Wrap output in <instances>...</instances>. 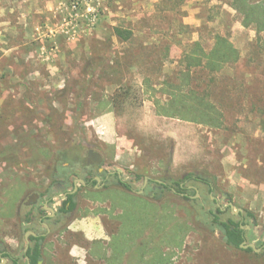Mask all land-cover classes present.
<instances>
[{
	"label": "rangeland",
	"instance_id": "obj_1",
	"mask_svg": "<svg viewBox=\"0 0 264 264\" xmlns=\"http://www.w3.org/2000/svg\"><path fill=\"white\" fill-rule=\"evenodd\" d=\"M217 33L241 57L211 74L188 55ZM180 88L215 102L224 125L159 114ZM89 150L104 157L102 182L116 185L118 167L140 204L109 212L94 181L72 193L94 176ZM67 193L47 232L40 208L62 212ZM212 213L264 245V31L230 0H0V241L21 264L30 228L44 235L40 264H264V247L226 244Z\"/></svg>",
	"mask_w": 264,
	"mask_h": 264
},
{
	"label": "trees",
	"instance_id": "obj_2",
	"mask_svg": "<svg viewBox=\"0 0 264 264\" xmlns=\"http://www.w3.org/2000/svg\"><path fill=\"white\" fill-rule=\"evenodd\" d=\"M230 4L243 16V24L245 26H254L258 32L264 31L263 0H230ZM114 31L117 37L123 41H128L133 36L132 30L120 26L115 27ZM240 57V50L235 46L233 41L228 36L217 33L214 37L213 46L209 51L203 48L200 41L195 42L191 53L188 55V60L191 64L195 66H204L211 74H215L220 72L224 67L238 62ZM156 104L158 113L164 116L205 123L212 127H222L225 123L224 113L219 106L209 97L200 95V93L195 90L185 92L182 88L175 89L172 91L171 97L166 103L157 101ZM62 168L67 169L64 165H62ZM126 172L130 176H135L131 169H126ZM62 174L66 175L67 171L64 170ZM116 175L119 177L120 172H117ZM136 179L140 180L142 176L137 175ZM186 179L202 181L209 186L211 191L213 190L210 179L203 175L188 174ZM155 183L159 184L157 182ZM119 184L128 191L134 190L133 186L123 178H119ZM160 185L163 187L167 186L163 184ZM108 197H110V193L103 192L102 194L99 191H95L93 196V198L101 201L107 200ZM111 198L113 201L111 202L113 209L115 210L117 207H121L125 213L129 210L127 207L128 202L132 204L141 203V199H137L130 194H128V197L122 196L119 200H116L114 195H112ZM68 212L69 208L65 205L61 214ZM218 212H222V209L218 208ZM212 214H214V222L218 226L222 239L226 244L232 247L242 248L241 245L246 238L244 224L234 221L233 219L222 220L219 214ZM121 217L122 216H120V220L122 219ZM43 238L44 237H31L32 240L36 241L34 246L30 248L31 264H40L42 260ZM117 249L118 247L115 245V254H123L122 252L119 253ZM249 249L253 250L252 248Z\"/></svg>",
	"mask_w": 264,
	"mask_h": 264
},
{
	"label": "flooded vegetation",
	"instance_id": "obj_3",
	"mask_svg": "<svg viewBox=\"0 0 264 264\" xmlns=\"http://www.w3.org/2000/svg\"><path fill=\"white\" fill-rule=\"evenodd\" d=\"M90 151V150H89ZM89 151H88V155H89ZM88 158H89V156H88ZM89 160H90V158H89ZM91 161V160H90ZM92 162V161H91ZM93 163V167H94V172H93V174H94V176H93V178H91L92 176H91V174H88L89 176H91L90 178H89V180L90 181H88L87 179H85V178H83V179H85V181H86V184L85 185H83V184H81V186H85V187H89L88 185H90V182H92V181H94V182H96V184L94 185V186H97V183H101V186L103 187L104 185V187H106L107 186V184H106V182H102V175L106 172L105 171V168H104V164L102 163L101 165H100V167H103V171H98V169L96 168V164L94 163V162H92ZM110 172V171H109ZM118 171H115L113 174H116ZM112 174V175H113ZM97 176H101V181L99 182L97 179H96V177ZM122 178V176H121V173H120V175H119V177H118V179L119 178ZM78 179V178H77ZM124 179V178H123ZM126 180V179H125ZM76 181V180H75ZM157 183H159V184H163V185H166L165 183H162L161 181H156ZM78 184H79V182H78ZM104 184V185H103ZM75 187H76V182H75ZM75 187H74V190L72 191V193H75L78 189H79V185H78V189L75 191ZM97 189V188H96ZM34 193H38V192H34ZM33 193H31L30 195H28V198H27V200L26 201H28L29 199H30V196L32 195ZM67 196H68V193H67V195L65 196V195H63V196H59L60 198H61V200H62V203H61V207H62V209H64V201H65V199L67 198ZM41 198V194L39 193V198L37 199V201L34 203V204H36L38 201H39V199ZM26 201L24 202V203H26ZM49 203H50V200L49 199H47L45 202H44V204L42 205V207L40 208L41 209V211H43L44 212V216H41L40 217V219H39V221H40V223H42V224H44L45 226H46V228H47V232H50L51 231V229L49 228V224L48 223H45V221L43 220V218H48L49 220H51V222L53 221H55V223H57L58 222V219L60 218V214H61V212H59L58 210H56L52 205H49ZM26 205V204H25ZM31 205H33V204H31ZM31 205H27V206H31ZM67 207H68V205H66ZM51 208H54L55 210L53 211V210H51ZM31 232V233H30ZM28 233H30L29 234V237L27 238V234ZM26 236H25V240H26V243H28L27 241L29 240V244H27V246H26V249H25V251L26 252H28V256H26V260H27V264H31V259H30V256H29V253L31 252L30 251V248L32 247V242H31V237H44V235H40L38 232H36L35 230H33V229H28V231L26 232V234H25ZM244 242H247V239L245 238V241ZM243 242V243H244ZM248 243V242H247ZM263 247H264V245L262 246V247H260L259 249L260 250H263ZM249 248H251V247H249ZM253 249V248H252ZM254 250V249H253ZM30 251V252H29ZM41 262V261H40ZM0 264H21V262L17 259V257H15L11 252H10V250H8V248H7V245H6V243L5 242H1L0 241Z\"/></svg>",
	"mask_w": 264,
	"mask_h": 264
},
{
	"label": "water",
	"instance_id": "obj_4",
	"mask_svg": "<svg viewBox=\"0 0 264 264\" xmlns=\"http://www.w3.org/2000/svg\"><path fill=\"white\" fill-rule=\"evenodd\" d=\"M89 158L92 162H94L96 164V168L98 169V171H103V167H100V165L103 163L104 161V157L103 155L100 153V152H97V151H94V150H90L89 151ZM96 179L100 182L101 181V176H97ZM76 187H75V191L78 189V182H80L81 184L85 185L86 184V181L85 179L83 178H78L76 179ZM148 182V179L145 180V184H147ZM66 196V195H65ZM39 198V193H33L31 196H30V199L28 201H26V205H31V204H34L37 199ZM231 206L233 207V205L231 204ZM51 210H55L54 208H51ZM31 233V232H30ZM27 234V238L29 237V234ZM28 244H29V240L27 241ZM242 248H253L255 251H260V249L254 244V243H247V242H244L242 243L241 245Z\"/></svg>",
	"mask_w": 264,
	"mask_h": 264
},
{
	"label": "crops",
	"instance_id": "obj_5",
	"mask_svg": "<svg viewBox=\"0 0 264 264\" xmlns=\"http://www.w3.org/2000/svg\"><path fill=\"white\" fill-rule=\"evenodd\" d=\"M115 153H116V151H115ZM114 153V154H115ZM125 153V149L122 147V146H119V148L117 149V154H118V159H121V160H124V156H123V154ZM121 167V166H120ZM128 169H132V167L130 166V165H128V167H127ZM115 171H118V172H120L121 173V171H120V169L117 167L116 169H112L110 172H109V174H113ZM121 178V177H120ZM116 183V185H108V186H106V187H102V186H100V188H98V189H96L95 188V191H99V192H101L102 194H103V192H106V193H110V197H108L107 198V201L105 200V202H110V204H111V206H110V211L109 212H111V207H112V203L111 202H113L112 201V198H111V196L112 195H114V193L116 194L117 192H119V193H121L124 197H127V195L128 194H130V191H128V190H126L125 188H123L120 184H119V179H118V182H115ZM106 184H107V182H106ZM100 204H104L103 202H100ZM118 208V207H117ZM116 208V209H117ZM115 209V210H116ZM115 213H117V210H116V212Z\"/></svg>",
	"mask_w": 264,
	"mask_h": 264
}]
</instances>
